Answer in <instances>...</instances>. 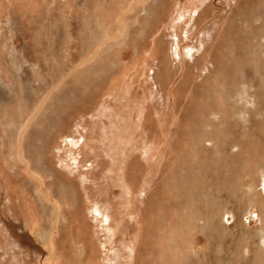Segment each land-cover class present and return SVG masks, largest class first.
<instances>
[{
    "label": "rangeland",
    "instance_id": "374dc122",
    "mask_svg": "<svg viewBox=\"0 0 264 264\" xmlns=\"http://www.w3.org/2000/svg\"><path fill=\"white\" fill-rule=\"evenodd\" d=\"M2 3L0 264H53L44 228L53 203L27 189L22 167L12 173L11 157L22 162L11 154L9 122L23 132L22 159L46 162L45 191L61 204L56 230L67 224L84 247L77 260L58 230L57 264H264L263 218L245 227L239 191L264 163V114L247 110L243 122L231 99L246 82L257 109L264 105V0ZM222 89L225 106L212 94ZM216 110V131L200 134ZM186 211L194 244L171 233ZM225 211L235 217L228 228L218 217ZM11 230L23 235L20 260L3 250Z\"/></svg>",
    "mask_w": 264,
    "mask_h": 264
},
{
    "label": "bare ground",
    "instance_id": "6f19581e",
    "mask_svg": "<svg viewBox=\"0 0 264 264\" xmlns=\"http://www.w3.org/2000/svg\"><path fill=\"white\" fill-rule=\"evenodd\" d=\"M3 0H0V16H1V8H2V3ZM10 16V15H9ZM245 28H243V31L247 34L248 33V26L249 24L247 23V25H244ZM2 28V26L0 25V29ZM229 30V28H228ZM227 30V31H228ZM264 33V31H263ZM260 37H262L264 39V36L261 35ZM229 52V51H228ZM230 54V53H228ZM1 73H3V71L0 69V75ZM243 76V75H242ZM245 76V75H244ZM239 89H236L235 90V93H234V96L232 95V98L233 100L237 101L236 103L238 108L240 109L239 113L241 115V118H242V121H247L248 120V112L247 110H260L261 113L264 114V105L259 107V109H257V103H256V99H255V95L254 93L250 92L249 89V85L248 83L244 82V84H241L239 85ZM1 87V85H0ZM231 90V89H230ZM233 92V90L231 91ZM224 90H220V94H216V92H212L213 95L216 96H219V101H220V104H222V106H225V102H223L221 100V98L223 97V94H224ZM231 95V94H230ZM236 106V107H237ZM63 111V110H62ZM215 113L213 114L214 117H215V121L213 120H210L209 121V126L210 128L208 130H205V131H201L200 134H205V135H210L211 133L215 132L216 130H214L216 127H214L216 124H218L221 120L220 118V113L216 110L214 111ZM19 117H23V110L21 108H19ZM238 113V114H239ZM26 114V113H25ZM237 115V114H236ZM213 117V118H214ZM222 117V116H221ZM214 122V123H213ZM30 123V122H29ZM28 123V124H29ZM216 123V124H215ZM8 128H13V129H16L15 132H14V139L11 140V154L13 153H18L20 152V160L22 162V164L18 165L17 163V159L15 156H12L11 157V171L12 173L15 172V169L16 168H20L22 167L26 174L29 175L31 178L29 179V177H24L23 178V181H28L26 183V186H27V189L29 190V186L31 185L32 189L34 190L33 192L36 193V195L39 197V198H43L45 200H47L48 202H51L53 203L52 204V207H53V210L55 211V214L56 215H51L47 221H46V224L45 225V230H46V235L48 234V239L46 240V243H47V249H48V256L47 258H51L52 259V263L53 264H57L59 263L60 261V256H58L57 254V251H56V248H58L57 245H59L60 247L64 245H61L60 243V237H53V235L55 234V232H58V230H60V234L62 233V237H66V238H69L70 241H71V245L68 247V249H70V252L73 251L75 249V252H77V260L80 258V257H83L82 256V249H84V247L82 248L81 245L79 244H76V233H74V230L71 229V231L69 232L67 230L68 228V225L67 224H61L60 225V228L58 230H56L58 228V225L56 224V222L60 221V209H61V204L57 201H54L53 199L51 200V192H49L47 189L45 191V175H43V168H40L42 164L46 163V162H43L42 158L41 157H37V161L36 162V166L32 165L29 161L27 160H23L22 159V139L20 138L22 135H23V132H18L17 129H19L20 126H17L15 127L13 125V123L9 122L6 124ZM214 125V126H213ZM213 126V127H212ZM199 136V135H198ZM17 137V138H16ZM209 148H213L214 150L218 151V145L214 142V139H210V142H209ZM186 147H189V146H186ZM185 148V147H184ZM208 149V148H206ZM235 151V150H234ZM13 155H16V154H13ZM19 155V153H18ZM179 157V156H178ZM180 161V159H179ZM180 163V162H179ZM179 163L177 161L176 165L179 166ZM13 165V166H12ZM176 167L174 166V170H173V174L171 175L172 177H174L176 180H177V184H179L178 181L181 180V173L179 172L180 170V166L179 167ZM182 166V165H181ZM36 167V168H35ZM184 168V167H183ZM171 177V178H172ZM35 179L39 182V184H37V182L35 181ZM45 179V180H44ZM173 180L174 182L176 180ZM261 181V183H260ZM173 182V183H174ZM70 183V182H69ZM176 184V183H175ZM176 184V185H177ZM181 184V183H180ZM180 184H179V187H180ZM174 185V184H173ZM64 187V186H63ZM178 187V188H179ZM179 191V190H178ZM239 191H240V195H241V198L242 199H246V205L247 207H245L243 209V213H242V223L245 225V227H249V223L251 222L250 221V218L251 217H262L263 218V222H264V163L259 165L256 170H255V174L254 175H251V172L248 171L246 174H245V179L243 181V183L240 185V188H239ZM179 193V192H178ZM174 197V196H173ZM60 198V197H59ZM61 198L58 200L60 201ZM44 201V200H43ZM62 201V200H61ZM26 203H27V199L25 200L24 204L23 205H20L18 206L20 211L16 214V218L18 219V223L16 224L17 226H21V222H20V219L23 221V218H24V213H23V210L22 208L24 206H26ZM45 203V202H44ZM39 205V204H38ZM41 206V205H40ZM173 206V205H172ZM41 208V207H40ZM26 209V208H24ZM173 210V209H172ZM43 211V210H42ZM262 212V214H261ZM35 215V213H34ZM227 215H230L232 217V224L235 223V217H234V212H228V211H225L223 213H220L218 215V217L220 218V223L223 227L225 228H228L229 223H225L224 220H227L228 217ZM55 216V217H54ZM45 217V215H44ZM43 218V216H42ZM56 218V219H54ZM172 219V218H171ZM43 220H45L43 218ZM72 221V220H71ZM175 221H176V225H175V228L174 230L171 232L173 234V237L177 240H180L181 242H186L188 241L189 244H194V238L191 237L190 235V229H192L195 225H196V222H194V218H193V214L189 211V212H184L183 214V217L179 216V215H176L175 214ZM63 222V221H62ZM171 222V220H170ZM75 224V221L72 222ZM70 223V227H71V224ZM202 223H204V221H202ZM207 223H204V227ZM77 225V224H76ZM53 227H54V232L52 231L53 230ZM167 227V226H166ZM17 228V227H16ZM168 228V227H167ZM169 230V228L166 230V233L167 231ZM37 231V229L35 230ZM51 231V233H49ZM43 232V231H42ZM53 232V234H52ZM74 233V234H72ZM164 233V235L166 234ZM168 233H170L168 231ZM38 238L41 236L40 233L37 234ZM171 235V234H169ZM57 236V235H56ZM21 237V235H20ZM61 237V238H62ZM258 237H259V244H264V228L261 227L258 231ZM65 240V239H64ZM69 241V242H70ZM60 243V244H59ZM169 243V240L168 242ZM176 243V242H175ZM175 243H173L175 245ZM57 244V245H56ZM65 244V243H64ZM178 244V243H176ZM27 245V244H25ZM45 245V244H44ZM167 245V244H166ZM171 245V243H170ZM180 245V244H178ZM84 246V245H83ZM169 246V244H168ZM190 246V245H189ZM23 245L22 244H5L4 245V248L3 250L5 252H8L9 253V250H12L15 254L18 253V258L20 260V254L23 253V249H22ZM34 247V246H33ZM2 248V246H1ZM35 248V247H34ZM87 248V246H86ZM171 248V247H170ZM37 249L40 250L39 246L37 245ZM36 249V251H37ZM67 249V247H66ZM73 249V250H72ZM168 250V249H167ZM35 251V252H36ZM169 251V250H168ZM186 251V250H185ZM40 252V251H39ZM39 252H37V254H39ZM62 253V251H60ZM171 252V251H170ZM42 253V252H41ZM63 254V253H62ZM169 254V252H168ZM186 254V253H185ZM60 255V254H59ZM170 255V254H169ZM8 256V255H7ZM172 256V255H171ZM174 256V255H173ZM180 256V255H179ZM175 257V256H174ZM173 258V257H172ZM9 259V258H7ZM67 259V258H66ZM69 259H67L64 264H69L68 262ZM171 260V259H170ZM72 261V260H70ZM167 261V260H166ZM170 262V261H169ZM167 262V263H169ZM20 262L18 261L17 264H19ZM61 263V262H60ZM171 263V262H170ZM169 263V264H170ZM10 264H13V261H10ZM63 264V263H62ZM80 264V263H79Z\"/></svg>",
    "mask_w": 264,
    "mask_h": 264
},
{
    "label": "crops",
    "instance_id": "0c3cea01",
    "mask_svg": "<svg viewBox=\"0 0 264 264\" xmlns=\"http://www.w3.org/2000/svg\"><path fill=\"white\" fill-rule=\"evenodd\" d=\"M41 216H39V223H40V220H41V218H40ZM43 219V218H42ZM39 226L40 225H38V226H36V229L38 230V228H39ZM35 229V230H36ZM34 233H35V231L31 234V235H34ZM40 234H41V236L39 237V240L40 239H43V237H42V234H43V232L41 231L40 232ZM9 235L11 236V238L9 237V238H6V240L9 242L8 244H24L23 243V235L21 234V233H19V232H15V231H10L9 232ZM20 235H21V237H20ZM37 235V234H36ZM28 239H29V242H31V243H29V244H37L36 242H32V240H31V238H30V235L27 237ZM38 245V244H37ZM38 252H39V249H38Z\"/></svg>",
    "mask_w": 264,
    "mask_h": 264
}]
</instances>
